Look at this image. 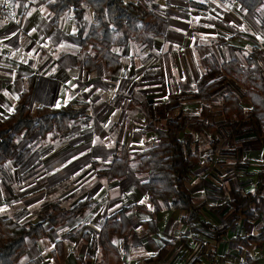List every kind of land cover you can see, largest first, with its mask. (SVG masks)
Masks as SVG:
<instances>
[{"label": "crops", "instance_id": "crops-1", "mask_svg": "<svg viewBox=\"0 0 264 264\" xmlns=\"http://www.w3.org/2000/svg\"><path fill=\"white\" fill-rule=\"evenodd\" d=\"M151 2L156 4L155 12L162 19L161 37L153 40L152 50L143 45L129 43L122 52L121 64L113 71L106 70L102 63H98L93 71L84 69L79 30L72 14H64L58 24L54 25L50 12L40 14L36 10L22 14L21 10L17 14L13 11L9 14L6 9V13L0 18V119L14 109L17 97L29 85L31 107H58L76 97L90 108L91 102L97 103L100 92L104 90L106 93L116 87L117 92L118 87L124 82L128 83L130 91L137 89L141 98H148L145 95L147 85L150 87L148 89L159 92L162 98L174 97L178 92H189L195 87L197 79L203 72L202 59L205 55L213 53L221 61L217 54L218 49L225 59L230 54L235 55V52L245 56L246 50L257 45L254 42L255 38L245 33L246 21L252 23L250 18L246 17L248 14L240 11L236 4H223L218 0H151ZM247 28L251 29L249 24ZM260 30L259 26L252 31L255 34L254 32L258 33ZM260 52L262 50L259 47L262 63ZM147 80H151V84L146 83ZM95 91H99L98 94L94 93ZM111 98L113 99V96ZM127 98L128 104L130 97ZM103 100L95 106L92 105L95 124L100 126H104L106 118V123L110 121L107 114L114 112L112 108L108 109L110 101L105 103V98ZM196 105H199L197 110L200 112L199 101L178 103L174 97V101L167 103L165 109L185 111L186 107ZM89 111L91 110H88V114ZM120 114L117 115L119 121ZM101 119L103 123L100 122ZM129 123L131 130L133 120ZM149 130L151 129L141 130L137 136V132H132L129 134L131 143L125 145V142L123 144L116 142V148L117 145H124L130 151L148 148L140 146L142 143L140 136L152 137ZM154 134L155 144L157 135L155 132ZM80 140L81 138L78 139ZM90 142L91 138L85 139L82 144ZM113 153L110 154V160ZM52 159L49 158L50 161ZM91 160L95 159H88L85 164ZM83 165L84 163L78 164L74 171L80 170ZM4 169L7 168L0 169V177L3 176ZM23 169L25 167L20 171L23 172ZM56 171H61L60 167L48 169L47 174ZM89 175V180L84 182L87 184L84 187L86 190L81 193L82 196L78 200H88V208L63 225L49 230L44 237L32 244L34 246L37 241L52 239L48 263L53 264L51 251L54 243L61 240L65 256L61 264H98L101 254L95 239L96 230L106 217L120 208L143 202L149 210L157 208L156 214L153 216L148 212L130 209L127 214L132 234L126 239L119 235L112 236V241L121 254V264H241L247 256L253 258L252 264H264V243L240 252L237 242L233 239L235 236L246 234L236 231L246 220H239L229 226V229L225 228L233 218L228 205L229 192H225L224 195L223 190L214 191L200 182L193 186L188 184L194 203L201 205L206 213L205 220L216 225L218 230L226 232L221 240L215 243L210 229L197 223L195 230L191 231L180 221L182 212L165 207L159 199L149 200L142 187L144 181L142 174L141 178L139 177L140 181L133 174H128L124 179L112 182H107L93 173ZM91 175L96 178L90 180ZM80 181L81 179L78 182ZM33 197H30L29 202L23 201L21 194L3 188L0 179V216L12 217L20 223L39 220L41 210L37 203L44 199V195L39 193L36 199ZM225 203L228 205L227 212L230 210L231 215L225 222L227 225L225 223L219 225L220 222L212 210L214 205L224 207ZM48 204L42 210L43 217L47 213ZM74 204L68 206L72 207ZM152 217L157 222L158 232L145 235L142 222ZM247 222H253L256 227L259 225L258 229L247 234L258 233L264 228V210L259 209L257 219ZM82 224L84 225L82 233L75 237L73 235L75 226ZM45 226L49 227L47 223ZM64 229L69 231L63 236L60 233ZM84 233H88V237L83 238ZM160 249L161 257L158 256ZM30 260L39 264L38 257L34 256ZM27 261L29 259L20 264Z\"/></svg>", "mask_w": 264, "mask_h": 264}, {"label": "trees", "instance_id": "trees-1", "mask_svg": "<svg viewBox=\"0 0 264 264\" xmlns=\"http://www.w3.org/2000/svg\"><path fill=\"white\" fill-rule=\"evenodd\" d=\"M22 1V0H13ZM47 6L54 25L67 12L78 26L80 53L86 71H93L102 63L108 71L115 70L121 64L124 48L129 43L143 45L152 50L153 40L161 37L162 19L156 14V4L151 0H38ZM223 4H236L238 9L253 18L259 19L264 33V15L259 16L264 0H218ZM91 11V22L85 24V9ZM86 25V29H85ZM117 48V49H116ZM203 72L195 87L189 92L176 94L175 101L196 100L201 104L200 113L207 115L212 95L225 83L232 81L242 89V96L248 100L245 108L232 91L221 93L220 111L225 119L235 117L247 119L249 126L236 133L246 134L251 131L264 146V66L259 57V46L253 45L239 61L229 58L219 61L213 53L202 59ZM31 86L23 90L16 99L14 109L0 119V169L6 161L16 159L18 155L17 135L29 138L39 133L46 138L51 132L65 133L73 121L86 116L87 104L76 97L58 107L30 106ZM180 105V104H179ZM190 122L187 116L180 114L169 118L162 126L151 125L149 128L157 135L156 143L142 150H128L124 145H117L111 160L105 167L97 168V176L107 182L122 180L128 174L146 175L142 187L149 200L159 199L170 209L182 212L180 221L189 230L194 231L197 223L212 231L213 239L219 242L226 233L205 220L206 213L201 205L193 201L188 186L189 175L199 164L201 155L197 148H192L185 138ZM194 131H214L216 126L205 120H198L192 126ZM131 161H135L132 165ZM94 165L96 160H91ZM264 197V149L263 160L251 189L230 186L228 205L233 213L229 226L239 220L254 221L258 217L259 202ZM89 206L86 199L78 201L72 207H64L58 201L48 204L47 213L34 222L20 223L12 217L0 216V264H17V261L29 251L34 241L44 237L51 229L63 225L67 220L80 215ZM130 209L156 214L157 208L149 210L143 202L124 206L106 217L96 230L95 239L101 259L98 264H121V254L112 241L113 235L128 238L132 226L127 212ZM45 223L49 227L45 226ZM143 233L152 235L158 232L154 217L142 222ZM84 225L74 228L75 237L82 233ZM88 233L83 234V238ZM240 252L254 245L264 243V228L256 234L235 236ZM63 242L57 240L52 248L53 264L64 261ZM161 257V249L158 252ZM253 258L247 256L241 264H252ZM23 264H36L29 260Z\"/></svg>", "mask_w": 264, "mask_h": 264}, {"label": "rangeland", "instance_id": "rangeland-1", "mask_svg": "<svg viewBox=\"0 0 264 264\" xmlns=\"http://www.w3.org/2000/svg\"><path fill=\"white\" fill-rule=\"evenodd\" d=\"M3 1L7 4V12L9 14L11 11L17 14L21 10L22 14L36 10L40 14H48L50 12L47 6L38 0ZM259 13V16L264 15V4ZM65 14L71 13L67 12ZM246 17L250 18L249 20L252 22L250 23L247 20V27L249 24L252 30L255 27L258 29L260 26L259 19L248 17V15ZM91 20V11L89 8H86L85 24L88 25ZM247 27L245 28V33L252 35L255 38L254 42L262 50L260 55L264 66V33L260 30L258 33L254 32L255 34H253V31ZM217 54L222 60L224 59V55L221 54L219 49L217 50ZM242 55V53L235 52V55L233 54L231 56L230 54L225 59H238L239 57V60L243 61L244 56ZM145 82L151 84V80ZM127 86L128 83L124 82L118 87L117 92V87L106 93L104 90L100 92L97 103L104 101L103 99L105 98V103L110 101L108 109L112 108L114 110L113 113L107 114L110 121L106 123V118V121L103 123L104 117L100 120L104 126L95 124V113H92V105L95 106L97 103L90 101L91 107L86 108V116L84 119L82 118L81 121H73L72 127L65 133L51 132L44 139L37 132L29 138L24 137L22 134L17 135L16 142L20 154L15 161H6L2 164L3 167L7 168L4 169L3 176L0 177L2 187L7 189V191L12 190L16 194H21V199L23 201L26 200V202L30 201V197L34 196L33 199H36V196L42 193L44 199H41L37 203L41 213L44 207L50 202L58 201L61 205L69 207L68 205L76 203L79 197L85 192L86 189L84 187L87 184L84 182L89 180V174H96L97 168L105 167L109 162L110 154L116 149V142L122 144L125 142V145H129L131 143L129 134L132 132H137V136L141 130L146 131L152 124L162 126L164 120L166 121L180 114L187 116L190 122V127L187 129L188 133L185 138L189 140L192 148L199 150L201 155L199 164L189 175V185L193 186L196 182H200L211 187L214 191L218 192L219 190H223V194L229 192V197L231 185L245 190L253 186L254 179L263 160L264 146L257 139L256 134L251 131L246 134L236 133V131L249 126L247 119L242 121L236 120L235 117L225 119L220 111L221 93L227 91L234 92L243 106L245 108L249 107L250 104L242 96L240 86L232 81H227L220 90L212 95L207 115H203V113L197 110L199 105L195 107L188 106L185 111L183 109H165L167 103L174 101L176 94L174 97L162 98L159 92L148 89L150 87L147 85L145 87L147 89L145 95L148 98H141L137 89L130 91ZM98 92L95 91L94 93L98 94ZM112 96L113 99L111 98ZM127 97H130L128 104ZM89 109L91 112L89 111L88 114ZM121 112L122 114H120ZM118 114L121 117L120 121L119 116H117ZM130 120H133L131 130H129ZM198 120L213 123L216 129L212 132L194 131L191 126ZM149 131L152 137L140 136L142 138L140 146L151 147L154 145L153 136L155 134L151 130ZM80 138L81 140L78 141ZM90 138L91 142L89 144H82L85 139ZM53 157L54 159H52ZM49 158L52 160L50 161ZM88 159H95L97 164L94 165L91 162L85 164ZM83 163L84 165L80 170L74 171V167ZM131 164L134 165L135 161H131ZM21 167H25L22 170L23 172L20 171L22 169ZM57 167H60L61 171L47 174L48 169H55ZM142 175L145 180L146 175ZM83 176L84 178H82ZM133 176L138 178L139 181L141 180L140 173H133ZM94 178L96 176H93L90 180H94ZM79 179H81L80 182H78ZM227 207L228 205L226 203L224 207L220 205H214L213 207L214 210L212 211H214L219 220V225L227 222V218L231 215L230 210L227 212ZM259 209L264 210V197L259 202ZM41 213L38 219L43 218V214ZM225 225L227 224L225 223ZM258 227L259 225L256 227L253 222L243 221L240 227H237L236 231L240 234H247L254 232ZM68 231L69 229H64L60 234L66 235ZM114 240H116V237H114ZM51 243V238L37 241L27 253L21 256L17 264L28 259H33L34 256L38 257L39 264H50L47 262V259H50L48 251L52 246Z\"/></svg>", "mask_w": 264, "mask_h": 264}, {"label": "built area", "instance_id": "built-area-1", "mask_svg": "<svg viewBox=\"0 0 264 264\" xmlns=\"http://www.w3.org/2000/svg\"><path fill=\"white\" fill-rule=\"evenodd\" d=\"M6 9H7V4L3 0H0V18L3 17L4 14L6 13Z\"/></svg>", "mask_w": 264, "mask_h": 264}]
</instances>
